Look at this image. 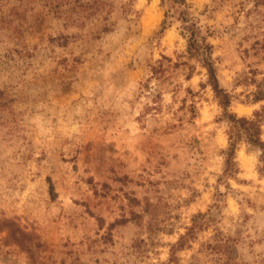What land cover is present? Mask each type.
Instances as JSON below:
<instances>
[{
	"label": "rangeland",
	"instance_id": "1",
	"mask_svg": "<svg viewBox=\"0 0 264 264\" xmlns=\"http://www.w3.org/2000/svg\"><path fill=\"white\" fill-rule=\"evenodd\" d=\"M193 24L253 117L264 0H0V264H264V154L224 175Z\"/></svg>",
	"mask_w": 264,
	"mask_h": 264
},
{
	"label": "trees",
	"instance_id": "2",
	"mask_svg": "<svg viewBox=\"0 0 264 264\" xmlns=\"http://www.w3.org/2000/svg\"><path fill=\"white\" fill-rule=\"evenodd\" d=\"M163 2L165 0H162ZM175 3L182 5L186 4V0H173ZM97 10H100L97 8ZM199 26L193 24L190 31V39L188 42V52L191 56L200 59L208 72V83L212 86L215 96L223 108L224 115L229 122V147L225 155V169L224 175L231 177L238 172L235 156L237 147L241 142H245L253 147L262 149L264 154V134L263 120L264 108L261 111H256L253 117H240L230 110L232 105L231 94L220 85L217 70L212 59L213 46L206 41L203 36H199L197 31ZM50 193L52 197L55 194L54 186L50 183ZM204 215H199L197 218H203ZM201 225L194 224L186 235H183L173 250L184 247L186 240L193 236L195 229L200 228ZM174 256L171 259L173 261Z\"/></svg>",
	"mask_w": 264,
	"mask_h": 264
}]
</instances>
